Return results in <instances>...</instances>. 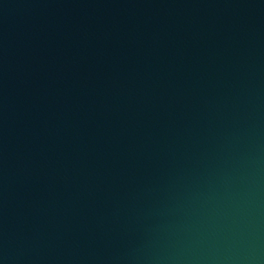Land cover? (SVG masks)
Listing matches in <instances>:
<instances>
[{
    "label": "water",
    "instance_id": "95a60500",
    "mask_svg": "<svg viewBox=\"0 0 264 264\" xmlns=\"http://www.w3.org/2000/svg\"><path fill=\"white\" fill-rule=\"evenodd\" d=\"M0 264H264V0H152L1 186Z\"/></svg>",
    "mask_w": 264,
    "mask_h": 264
}]
</instances>
